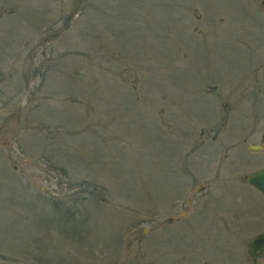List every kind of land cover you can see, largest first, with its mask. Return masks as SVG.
<instances>
[{
	"label": "rangeland",
	"instance_id": "374dc122",
	"mask_svg": "<svg viewBox=\"0 0 264 264\" xmlns=\"http://www.w3.org/2000/svg\"><path fill=\"white\" fill-rule=\"evenodd\" d=\"M260 167L264 0H0V264H264Z\"/></svg>",
	"mask_w": 264,
	"mask_h": 264
},
{
	"label": "water",
	"instance_id": "95a60500",
	"mask_svg": "<svg viewBox=\"0 0 264 264\" xmlns=\"http://www.w3.org/2000/svg\"><path fill=\"white\" fill-rule=\"evenodd\" d=\"M262 145H250L249 149L260 150ZM248 183L264 196V167L251 172ZM247 250L250 257H261L264 255V231L258 233L247 241Z\"/></svg>",
	"mask_w": 264,
	"mask_h": 264
}]
</instances>
